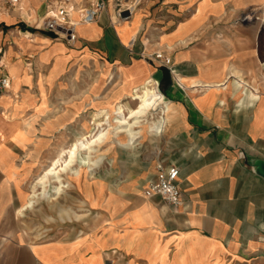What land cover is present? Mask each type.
<instances>
[{
	"label": "crops",
	"instance_id": "crops-1",
	"mask_svg": "<svg viewBox=\"0 0 264 264\" xmlns=\"http://www.w3.org/2000/svg\"><path fill=\"white\" fill-rule=\"evenodd\" d=\"M51 1L0 2V264H264V38L235 22L264 0H136L127 19L109 0L72 43L40 27ZM147 81L165 107L151 160L111 180L70 178L66 206L83 216L53 207L33 229L24 204L43 136L81 128L89 104L130 106ZM157 159L179 168L177 207L142 193Z\"/></svg>",
	"mask_w": 264,
	"mask_h": 264
},
{
	"label": "rangeland",
	"instance_id": "rangeland-1",
	"mask_svg": "<svg viewBox=\"0 0 264 264\" xmlns=\"http://www.w3.org/2000/svg\"><path fill=\"white\" fill-rule=\"evenodd\" d=\"M3 0H0L2 2ZM45 4V3H44ZM249 17L248 21H242L244 17ZM235 22L237 23H256L262 27L263 38H264V5L261 4L256 7H251L243 12L235 18ZM264 61V60H263ZM94 73H88L87 78H85V82H82V86H76L84 89L86 85L94 78ZM74 86V85H73ZM139 88V87H138ZM133 92L130 95V106L124 102L118 101L114 104H109L108 107H102L98 110L93 111V105L89 104L87 109V115L85 116V121L82 123V127L79 125L70 130V133H67L66 130L61 129L54 134H51L49 137L46 135L43 136L45 143L41 146L42 156L38 163V167L35 170L34 174L31 176L28 182V189L30 190L31 182L33 181L36 174H38L51 160L57 155V152L60 149L67 148L71 142H73L80 134L84 133H94L98 131L101 127L108 128V136L107 138L100 144H96L90 150L89 154L93 160L92 164L88 166H80V176L76 178V180L82 181L84 179H88L89 181H93L99 178L111 180L113 178L112 172H115L114 176H128L134 174L137 166H144L147 164L149 160H151L152 156L156 153V145L152 141L154 139V135L151 134V130L147 127V121H144L139 127L136 128L139 132L137 133V138L134 140L133 144H128V139L124 136L123 133H116L115 127L118 126L116 122L121 115L114 113V108L118 104L123 105V109L126 117H128L129 109L135 107V100L132 97ZM125 106V107H124ZM128 106V107H127ZM109 109V118L107 124H103L101 127L97 126L93 123V118L95 117L96 112H99L101 109ZM129 108V109H128ZM159 108H151L148 110L146 114V120L148 121H157V117L159 113H157ZM84 119V118H83ZM115 126V127H114ZM145 131V132H144ZM77 157L79 155H85V151H78ZM75 167L78 166V160L75 162ZM67 175H64V179L70 181V184L64 188V190L53 199L46 197H39L34 206L32 207V211L35 212L36 216L40 218L41 224L38 227H34L33 229L42 228L47 226V214L53 210L55 207V211L57 214H63V209H66V214L70 212L71 216L79 217L83 216L84 210L81 208H76L73 206L69 208L68 202L70 200L74 201V197L77 191V184L70 179ZM48 194L53 195L48 188ZM69 208V209H68ZM58 216V215H57ZM83 220V219H82ZM82 220L78 219L77 224L81 223ZM70 225H76L74 222ZM64 227L63 224L57 225V228ZM69 227V224H68Z\"/></svg>",
	"mask_w": 264,
	"mask_h": 264
},
{
	"label": "bare ground",
	"instance_id": "bare-ground-1",
	"mask_svg": "<svg viewBox=\"0 0 264 264\" xmlns=\"http://www.w3.org/2000/svg\"><path fill=\"white\" fill-rule=\"evenodd\" d=\"M20 7L21 9H25L22 0H20ZM131 98L136 101V105L132 109L128 108V117L125 115L123 103L118 104L114 108V113L121 115L116 121L118 126H114L116 133H123L128 139V144L134 143V140L138 137L137 133L139 132L136 128L144 121H147V127L150 130L158 127V123L161 122L160 118H158L157 121L146 120L145 117L148 110L154 107L162 108L163 110L165 108L163 96L152 81H147L139 88H135ZM108 110L104 108L96 112L93 123L100 127L103 124H107V121H109ZM107 136L108 128L101 127L93 134L91 132L80 134L67 148L60 149L57 155L52 158L31 182L24 208H31L39 197L50 199L58 197L64 188L70 184L68 180L64 179V175L74 179L78 178L80 176V166L84 165L89 167L93 162L89 151L93 146H96V144L102 143ZM78 151H85V155H79V157H77ZM76 160H78L79 167L74 166ZM48 188L53 192V195L48 194Z\"/></svg>",
	"mask_w": 264,
	"mask_h": 264
},
{
	"label": "built area",
	"instance_id": "built-area-1",
	"mask_svg": "<svg viewBox=\"0 0 264 264\" xmlns=\"http://www.w3.org/2000/svg\"><path fill=\"white\" fill-rule=\"evenodd\" d=\"M14 5L20 0H7ZM109 0H52L46 4V11L40 20V27L53 32L68 43L77 39L76 26L80 23H90L104 10ZM114 14L120 19H127L131 15L136 0H111ZM73 12L77 14L75 18ZM250 17V16H249ZM244 17L242 21H248ZM151 55L159 60L163 66L170 68L171 58L162 50H155ZM10 85V78L5 72H0V95L6 92ZM165 110V109H164ZM162 112V111H161ZM161 122L158 127L151 130L153 135H159L163 130L164 120L160 115ZM155 175L149 178L142 189L145 197L159 196L170 207H177L183 200V192L179 182V168L171 163H165L157 159L155 163Z\"/></svg>",
	"mask_w": 264,
	"mask_h": 264
},
{
	"label": "trees",
	"instance_id": "trees-1",
	"mask_svg": "<svg viewBox=\"0 0 264 264\" xmlns=\"http://www.w3.org/2000/svg\"><path fill=\"white\" fill-rule=\"evenodd\" d=\"M19 25L25 28L24 24L19 23Z\"/></svg>",
	"mask_w": 264,
	"mask_h": 264
}]
</instances>
